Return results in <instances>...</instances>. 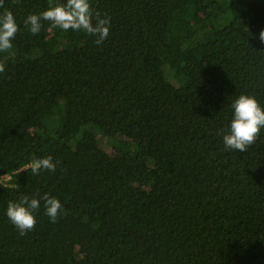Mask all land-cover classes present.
<instances>
[{"label":"trees","instance_id":"trees-1","mask_svg":"<svg viewBox=\"0 0 264 264\" xmlns=\"http://www.w3.org/2000/svg\"><path fill=\"white\" fill-rule=\"evenodd\" d=\"M57 3L0 8L20 28L0 52V264H264V128L223 143L239 95L264 106V0H90L101 44L47 20L33 36ZM44 194L59 219L41 199L21 235L8 203Z\"/></svg>","mask_w":264,"mask_h":264},{"label":"clouds","instance_id":"clouds-1","mask_svg":"<svg viewBox=\"0 0 264 264\" xmlns=\"http://www.w3.org/2000/svg\"><path fill=\"white\" fill-rule=\"evenodd\" d=\"M18 3L19 0H14ZM0 8H4V0H0ZM42 20L52 22L56 27L67 32L84 31L95 36L96 44H101L110 32V16L101 17L99 14L93 17L90 0H66V3L50 5L46 10L38 13H30L24 20V25L36 36L42 28ZM20 30L16 17L10 9L0 12V52H7L13 48L12 41ZM259 40L264 44V30L259 34ZM4 71V64L0 63V72ZM234 115L230 122V128L223 135V143L228 150L245 152L252 145L264 128V106H261L256 96L241 94L232 105ZM29 167L34 175L42 169L55 171L56 163L51 156L34 159ZM26 170V169H25ZM41 199L50 221L55 223L59 219L63 208L61 201L49 194L43 197L29 198L21 196L18 201H10L7 206V217L16 226L21 235L34 229L36 225L35 212L39 210Z\"/></svg>","mask_w":264,"mask_h":264},{"label":"built area","instance_id":"built-area-1","mask_svg":"<svg viewBox=\"0 0 264 264\" xmlns=\"http://www.w3.org/2000/svg\"><path fill=\"white\" fill-rule=\"evenodd\" d=\"M7 179V178H6Z\"/></svg>","mask_w":264,"mask_h":264}]
</instances>
